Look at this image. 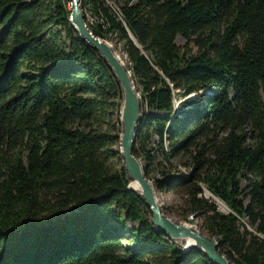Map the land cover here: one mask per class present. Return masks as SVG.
Instances as JSON below:
<instances>
[{
    "label": "trees",
    "instance_id": "1",
    "mask_svg": "<svg viewBox=\"0 0 264 264\" xmlns=\"http://www.w3.org/2000/svg\"><path fill=\"white\" fill-rule=\"evenodd\" d=\"M68 3L0 0V264H213L155 229L127 188L120 88ZM80 8L94 36L120 44L140 95L144 176L178 192L179 217L199 218L232 264H264V0ZM175 157L184 171L162 169Z\"/></svg>",
    "mask_w": 264,
    "mask_h": 264
},
{
    "label": "water",
    "instance_id": "2",
    "mask_svg": "<svg viewBox=\"0 0 264 264\" xmlns=\"http://www.w3.org/2000/svg\"><path fill=\"white\" fill-rule=\"evenodd\" d=\"M69 3L68 20L70 25L76 30L79 37L85 40L103 59L120 88L118 151L125 175L129 182L137 184L138 192L129 185V182L127 188L139 195L150 212L154 228L166 238L178 244L183 250L200 251L213 264H232L220 252L214 237L207 235L204 231H198L185 221L174 220L163 213L155 196L156 188L151 180L144 176L140 158L133 154L137 124L142 116V110L140 95L134 87L130 71L115 52L112 44L94 36L88 29L80 8V0H69ZM191 217L195 216L191 215Z\"/></svg>",
    "mask_w": 264,
    "mask_h": 264
},
{
    "label": "rangeland",
    "instance_id": "3",
    "mask_svg": "<svg viewBox=\"0 0 264 264\" xmlns=\"http://www.w3.org/2000/svg\"><path fill=\"white\" fill-rule=\"evenodd\" d=\"M70 8V3H68V9ZM90 19L88 17V15H85V23L88 22ZM177 44H181L183 42V40L180 38V36H177L175 39ZM115 52L118 54V56L122 59V61L124 62V65H126L125 63V57L123 55V53L121 52L120 49V44H116L115 46L112 44ZM195 48H192V51H194ZM189 95L186 97L189 99ZM192 97V96H191ZM190 97V98H191ZM182 98H180L179 96H177L173 102V107H174V113H179L181 110L180 106H179V102L181 101ZM156 140L155 136H152L150 139V143L149 146L152 145V142ZM113 148H115V145L113 146ZM184 159H186L185 157H183ZM182 158V160H183ZM180 161H181V157H175L173 159H171V165H165L162 164V169L164 168L165 170H167L168 168L170 169H174L175 167L179 168L181 171L183 170V167H181L180 165ZM161 168H159L160 170ZM186 171V170H185ZM175 173H173L174 175ZM150 177H155V178H159L161 177V175L159 174V172L153 168L152 171L150 172ZM150 180V179H149ZM152 182V181H151ZM240 185L244 186L245 185V180L241 179L240 181ZM155 196L156 199L159 203V206L161 207L163 213L174 219V220H179V221H185L187 224L193 225L198 231H203L201 228V220L199 218H192L190 215H188L186 218H182L179 217L180 216V210L182 207V196L174 191V190H162V191H155ZM212 198V197H211ZM214 198V197H213ZM212 198V199H213ZM214 200V199H213ZM216 201V200H215ZM217 208L220 211H226V208L221 207L219 204H216ZM220 206V207H219Z\"/></svg>",
    "mask_w": 264,
    "mask_h": 264
},
{
    "label": "bare ground",
    "instance_id": "4",
    "mask_svg": "<svg viewBox=\"0 0 264 264\" xmlns=\"http://www.w3.org/2000/svg\"><path fill=\"white\" fill-rule=\"evenodd\" d=\"M192 96V95H191ZM129 185L136 191L138 192V187H137V184L133 183V182H129ZM205 195L206 197H212L208 191L205 190ZM213 198V197H212ZM214 200H216L217 204H219L221 207L225 208L224 204L221 203L220 201H218L217 199L213 198ZM219 206V207H220Z\"/></svg>",
    "mask_w": 264,
    "mask_h": 264
}]
</instances>
